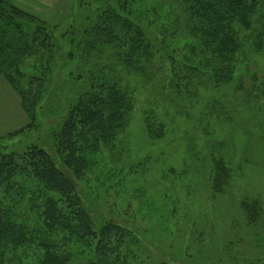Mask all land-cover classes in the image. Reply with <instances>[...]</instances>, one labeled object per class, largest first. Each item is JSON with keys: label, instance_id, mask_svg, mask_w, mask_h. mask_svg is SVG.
<instances>
[{"label": "rangeland", "instance_id": "374dc122", "mask_svg": "<svg viewBox=\"0 0 264 264\" xmlns=\"http://www.w3.org/2000/svg\"><path fill=\"white\" fill-rule=\"evenodd\" d=\"M5 1L25 12L17 19L25 36L39 24L51 45L71 21L72 29L81 25L78 10L89 2ZM173 45L155 52L156 65H162L158 77L149 69L124 75L132 110L113 143L88 157L81 181L61 166L54 150L55 116L62 111L55 94L66 99L88 90L89 68H63L58 47L55 67L51 62L47 69L49 55L35 46L17 65V75L41 106L30 117L0 75V153L21 154L31 144L46 150L75 183L96 231L112 219L135 232L136 264H264V47L256 51L246 43L232 81L214 85L207 77L170 76ZM41 76L50 79L47 91ZM90 244L71 245L69 264H90L95 242ZM35 252L32 247L8 264H36Z\"/></svg>", "mask_w": 264, "mask_h": 264}, {"label": "trees", "instance_id": "16d2710c", "mask_svg": "<svg viewBox=\"0 0 264 264\" xmlns=\"http://www.w3.org/2000/svg\"><path fill=\"white\" fill-rule=\"evenodd\" d=\"M78 11L81 25L72 29L71 21L51 45L45 44L49 35L40 21L25 36L17 21L25 12L0 0V75L30 117L41 103L22 87L17 65L35 46L49 55L47 69L51 62L54 69L58 47L63 68H89L88 90L66 99L55 94L62 111L55 116L54 150L76 181L84 178L88 157L111 145L127 122L133 100L124 75L149 69L158 77L162 65L154 56L160 48L174 44L168 71L178 81L207 77L222 85L232 81L246 43L256 51L264 47V0H89ZM49 81L41 76L46 91ZM137 239L112 219L96 231L75 183L43 148L31 144L21 154L0 153V264L19 262L32 247L36 264H69L71 245L92 242L90 264H136Z\"/></svg>", "mask_w": 264, "mask_h": 264}]
</instances>
